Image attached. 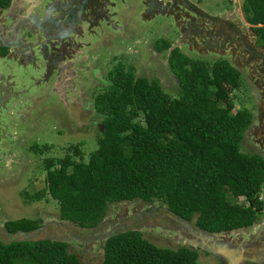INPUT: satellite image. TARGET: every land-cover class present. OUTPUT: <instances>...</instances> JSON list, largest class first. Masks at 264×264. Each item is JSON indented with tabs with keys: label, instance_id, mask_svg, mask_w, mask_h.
I'll use <instances>...</instances> for the list:
<instances>
[{
	"label": "trees",
	"instance_id": "1",
	"mask_svg": "<svg viewBox=\"0 0 264 264\" xmlns=\"http://www.w3.org/2000/svg\"><path fill=\"white\" fill-rule=\"evenodd\" d=\"M7 2L0 0V6ZM239 7L264 43V0H241ZM171 43L163 38L153 47L167 52L177 95L164 91L157 77L112 64L109 82L93 96L100 116L96 149L87 160L79 145L45 157L44 185L23 191L27 200L50 197L60 219L83 228L98 225L109 203L133 199L158 201L171 215L211 233L258 221L264 158L240 150L253 116L247 108L235 109L231 96L242 74L223 57H192L176 46L168 50ZM40 223L38 217L19 218L3 226L13 234L34 231ZM197 256L192 247L158 246L140 230L125 228L104 238L99 264H200ZM0 264L82 263L66 240L38 238L0 240Z\"/></svg>",
	"mask_w": 264,
	"mask_h": 264
},
{
	"label": "rangeland",
	"instance_id": "2",
	"mask_svg": "<svg viewBox=\"0 0 264 264\" xmlns=\"http://www.w3.org/2000/svg\"><path fill=\"white\" fill-rule=\"evenodd\" d=\"M234 1V5L230 7L234 8L233 12L238 13L236 19H240V16L243 18L239 8L241 0ZM139 2L123 0L119 3L121 13L118 12L116 21L120 27L116 30L105 28L107 34L104 36L107 38L104 41L107 43L103 39L88 37L90 45L84 50L88 66L79 70L74 68L78 80L74 82L72 89L66 85L61 89L62 92L59 91L60 88L54 82L57 77L55 73L48 80L39 81L44 71L37 70L30 64L22 66L0 59L2 72L12 75V86L16 93L5 107H0V240L63 239L82 264H99L104 238L111 232L132 228L140 230L144 238L158 246L192 247L197 251L200 264L221 262L216 254L196 245L198 242H205L210 247V237L193 232L190 228L194 226L191 221L179 222L158 201L133 199L109 203L98 225L83 228L59 218L56 200L48 197L29 201L23 195V191L33 193L44 185L45 170L41 165L45 157L60 156L68 146L79 145L83 159L87 160L89 154L96 149L100 116L93 108V96L109 82L107 71L112 64L121 62L132 66L136 75L157 77L164 91L172 96L177 95V79L168 68L167 52H155L152 47L157 40L162 41L163 38L171 42L177 40L175 23L168 16L143 18L142 12H139ZM198 2L207 11L217 14L223 11L224 0ZM242 18L239 24L244 31H248V24ZM180 49L192 57L199 56L210 61L219 57L218 54L200 55L188 51L184 45ZM257 62L260 63V59ZM241 72L244 79L241 76V85L233 90L231 96L234 108L249 109L253 121L244 132L240 150L261 155L264 147L259 142L264 141V130L259 132V125L264 118L258 121L257 117L261 110L264 111V107H261L264 103V88H258L255 81L264 79V74L261 73V77H258L248 68ZM46 145L47 149L44 148ZM32 147H40L43 151L34 153ZM259 197L264 203V183ZM37 217L41 219L40 226L31 232L12 234L3 226L5 220ZM258 221L262 227L253 224L216 233L218 240L229 242L235 247L233 252L225 249L221 251L223 261L227 264L240 263V257L247 252L248 247L256 251L254 254L260 251L252 258L253 262L264 264V204ZM255 241L256 245L250 243ZM237 250L241 253L237 254Z\"/></svg>",
	"mask_w": 264,
	"mask_h": 264
},
{
	"label": "flooded vegetation",
	"instance_id": "3",
	"mask_svg": "<svg viewBox=\"0 0 264 264\" xmlns=\"http://www.w3.org/2000/svg\"><path fill=\"white\" fill-rule=\"evenodd\" d=\"M82 1L83 0H8L7 5L0 6V59L4 58L22 66L30 64L37 70L44 71V75L39 81H46L55 73L57 77L54 79V82L55 85L58 86V89L60 88L59 91L62 92L61 89L66 85L72 89L71 87H73L74 82L78 80L76 79L78 74L74 68L79 70L82 69V67L86 68L88 66L85 61L87 54L84 51L86 47L90 45L88 37L99 40L103 39L102 41L107 43L104 41L107 38V36H104V34H107L105 28L116 30L120 27L117 25L116 19L118 12L121 13V8H119L118 5L123 0ZM173 1V7L175 8L174 13L177 16L176 20L180 23L182 20H186L190 26L189 29H187L185 27L186 23H179L178 26L175 25L177 40L173 41L170 46L173 43L179 42V45L176 47L180 48L184 45L186 50L200 54L197 51H205L208 48L207 42H205L204 45H200L198 39L194 38V40H188L190 37L187 38L186 36L191 32H195L197 37L209 34L210 28L215 25L217 26L218 35H221L228 44L232 45L233 42L239 43L242 52L232 53L233 56L229 58L231 62L236 65L237 69L241 72L242 69L248 68L249 71H253L258 77H261V73L264 74V68L258 67V71V65L252 63L253 60L250 58L260 59V63L263 64L264 67V43L258 41L251 25L245 21L244 17V22L249 24L247 27L248 31L242 29V26L239 24L240 21H238L239 19H236L238 18L236 17L238 13L236 11H234V13V8L230 7V5H234V0H224L222 5L223 11L218 14L204 9L200 6L199 0ZM176 3L177 5L175 6ZM138 6L140 7L139 12H142L144 8L142 3L139 2ZM169 10H171V8H169ZM188 10L189 16L186 19L184 11ZM147 16L149 17L150 15L146 14L143 18ZM165 16L171 17L170 15H164V17ZM171 18L173 19V17ZM46 20L47 22H45ZM31 21L33 24V26L31 25V29H25V24ZM43 23L45 24L43 25ZM55 24L56 26L54 27ZM58 29H61V32L65 33V35L59 36L60 32H58ZM199 30L202 32L201 35H197ZM19 33L22 34L25 43L32 45L25 53H19L18 48L13 50V44L16 43L15 41ZM54 33L57 36V40L53 38L50 40ZM46 37L50 38L46 39ZM185 38L188 42H186ZM44 40H46V42L42 46L41 43ZM238 40L241 41V44ZM17 42L20 44L19 40ZM35 43L37 44L35 45ZM39 44L41 45L39 46ZM229 48L232 50L237 47L232 45ZM91 69L92 67L90 70ZM11 77L12 75L2 72V68H0V107H5L7 101L16 96L13 90L12 84L14 83L11 81ZM255 85L258 88L261 87L263 90L264 79H257ZM262 90H260V92H262ZM262 106L264 107V103L261 107ZM258 115L257 119L259 121L262 117L264 118V111L261 110ZM259 127L261 128L259 132L264 130V121L260 123ZM262 142H259V144L264 147V141ZM261 155L264 158V153ZM176 218L179 222L181 220L189 222L182 218ZM260 223L261 222L258 221L254 224L260 225ZM190 228L193 232H199L196 226H190ZM211 241H213V246L215 245L217 247H222V245L226 243L217 238L215 240L211 239ZM250 243H255L256 245L257 241ZM249 245L251 246V244ZM211 246L212 244L210 247ZM246 249L247 252L243 253L240 257V263L238 264H256V261L253 262L252 258L258 255L260 251L254 254L256 251L253 249L248 247ZM239 253L240 252H237V254ZM216 256L219 257L218 255Z\"/></svg>",
	"mask_w": 264,
	"mask_h": 264
},
{
	"label": "water",
	"instance_id": "4",
	"mask_svg": "<svg viewBox=\"0 0 264 264\" xmlns=\"http://www.w3.org/2000/svg\"><path fill=\"white\" fill-rule=\"evenodd\" d=\"M83 1H85V0H83ZM140 2L144 6L143 11H142V17H144L146 14H149L150 15L149 17L147 16L148 18L145 17L147 19H150V18L154 17L155 15H159V16L170 15L171 17H173V21H174L175 25H177V26L179 25L180 22H178L176 20V17L177 16L174 13L175 12L174 11L175 8L173 7L174 6V1L173 0H141ZM176 5H177V3L175 4V6ZM169 8H171V10H169ZM167 10H169V11H167ZM184 12H185L184 13V16L187 19L188 16H189L188 15L189 10L188 11H184ZM45 22H47V20ZM181 23H184V24L186 23L185 24V27L187 29H189V26L190 25H189L188 22H186V20H182ZM44 24L45 23H43V25ZM31 25L33 26L32 21L26 23L25 26H24V28L27 29V30H29V29H31ZM55 26H56V24L54 25V27ZM211 28H210L209 34H205V35H202V36H198L197 37L195 32L194 33L191 32V33H188V36H186V37L187 38L190 37V38H188V40L189 39L190 40L191 39L194 40V38L195 39H198V42L200 43V45H204L205 42H207V45H208L207 47L208 48L205 51H201V50H198L197 49L198 50L197 52L200 53V55L201 54H218L220 57H223V58L227 59V61L230 64H232L234 67H236V65L234 63H232L229 58L233 56L232 53H235V52L241 53L242 52V49L240 48L239 43L238 42H233L232 45H235L237 48H234V49L231 50V48H229V47L232 46V45L231 44H228L227 41L224 40V38L221 37V35L220 36L218 35V33H217V26L214 25ZM58 32H60L59 36H64L65 35V33L61 32V29H58ZM30 33H31V31H30ZM201 33L202 32L199 30L197 32V35H201ZM56 37L57 36L54 33V35H52L51 38L50 37H46V39L50 38V40H51L53 38L54 40H57ZM18 40H19L20 44H18V42H17ZM185 40H186V38H185ZM188 40H186V42H188ZM238 41H240V40H238ZM15 42L16 43L13 44V46H14V49L13 50H15V48H18V52L19 53H22V52L25 53V52H27V49L32 46L29 43H25L24 42V38H23L22 34H20V33L17 35V39H16ZM45 42H46V40L42 41V43H41L42 46L44 45ZM37 43H35V45ZM182 43H185V42H182ZM41 44H39V46ZM240 44H241V41H240ZM178 45H179V42H176L175 44L173 43L168 48V50H170L173 47L178 46ZM250 58H251V60H253L252 63L256 61L255 64L258 65L257 66V70L258 71H259L258 67L264 68L263 67V64L257 62V59H255L253 57H250ZM197 230L199 231V233L205 235L208 238L210 237L212 240H215L216 239V233H211V232H208V231L199 229V228ZM194 243H197V242L194 241ZM211 244H212V246H211L212 248L211 247L209 248L208 245H206L205 242H198V244H196V245H198L199 247H201L202 249H204L206 251H209V252L211 251L214 254L218 255L219 258L221 259V263L222 264H226L225 261L222 260L223 258L221 256V254H222L221 251L225 249V250H228L229 252H233L234 251L233 248H235L234 245L231 246V244L229 242H226L224 245H222V247H217L215 245L213 246V241H211ZM238 251L239 250H237L236 252H238ZM239 252L241 253V251H239ZM235 264H238V263H235Z\"/></svg>",
	"mask_w": 264,
	"mask_h": 264
},
{
	"label": "crops",
	"instance_id": "5",
	"mask_svg": "<svg viewBox=\"0 0 264 264\" xmlns=\"http://www.w3.org/2000/svg\"><path fill=\"white\" fill-rule=\"evenodd\" d=\"M132 12H133V11H132ZM117 17H118V16H117ZM241 18H242V17L240 16V19H239L238 21H241ZM242 20H243V18H242ZM243 21H244V20H243ZM247 24H248V23H247ZM248 25H249V24H248ZM153 46H154V45H153ZM153 46H152V47H153ZM153 50H154V47H153ZM154 51H155V50H154ZM155 52H156V51H155Z\"/></svg>",
	"mask_w": 264,
	"mask_h": 264
}]
</instances>
